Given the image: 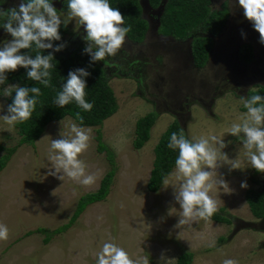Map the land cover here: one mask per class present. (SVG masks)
Here are the masks:
<instances>
[{
  "label": "rangeland",
  "instance_id": "1",
  "mask_svg": "<svg viewBox=\"0 0 264 264\" xmlns=\"http://www.w3.org/2000/svg\"><path fill=\"white\" fill-rule=\"evenodd\" d=\"M20 2L0 0V7L7 9ZM51 2L67 22L62 23L67 33L54 43L65 44L62 53L85 48L84 27L70 19L68 11L58 10L59 0ZM223 3L227 20L213 38L201 68L192 65L189 36L174 39L157 33L161 7L152 9L146 0H140L148 24L142 41L126 38L118 53L105 61L90 62L89 56L86 65L103 68L116 103L115 112L99 127L101 141L114 154L115 171L108 192L100 201L87 204L64 231L50 233L47 242L44 234L32 232L37 227L50 232L68 223L79 197L95 191L109 169L104 152L96 148V127L82 126L91 130V139L79 159L87 165V173L95 174V182L86 186L67 176L62 181L49 175L51 141L60 138L61 132L67 134L75 123L69 116L49 122L33 145H18L0 169V223L9 229L8 239L0 240V264H96L106 241L115 242L133 258H148L150 264H175L184 251L193 254L190 264H222L225 259L264 264V197L260 218L252 216L244 200L248 188L264 192V173L249 165L244 134L227 133L246 113L243 105L248 91L264 85V44L238 0H210V7L219 9ZM10 39L0 27V47ZM244 43L252 47L249 63L237 57ZM14 84L0 91V145L4 148L15 146L19 138L16 127L2 119L8 114L5 89L12 93ZM151 111L156 115L149 138L135 149L134 122ZM173 120L186 137L221 136L227 144L221 151L240 164L241 168L231 170L227 163L217 167L213 179L222 177L228 187L214 186L209 192L217 201L216 212L229 218V223L196 219L177 227L181 210L174 187L162 183L155 192L146 189L153 146ZM175 170L174 165L166 176L170 183H177ZM245 181L247 187H241ZM213 242L215 246L209 247Z\"/></svg>",
  "mask_w": 264,
  "mask_h": 264
},
{
  "label": "clouds",
  "instance_id": "2",
  "mask_svg": "<svg viewBox=\"0 0 264 264\" xmlns=\"http://www.w3.org/2000/svg\"><path fill=\"white\" fill-rule=\"evenodd\" d=\"M244 10V16L259 33V42L264 44V0H238ZM68 16L83 26L87 42L84 52L90 55V62L105 61L107 56H115L123 46L126 35L131 31L125 27L124 16L117 8L110 6L108 0H68ZM66 25L51 0H21L17 6L7 9L0 7V26L10 34L11 39L3 42L0 47V85L7 80L6 73L16 71L18 67L27 69L29 80L39 82L45 87L50 85V69L53 53L42 54L44 50L61 51L65 44L53 46L52 41L61 40L59 28ZM242 36L246 34L242 31ZM33 45L35 46L33 48ZM22 49L35 51L34 58L29 54H21ZM90 72L85 68L71 70L68 73L62 90L58 92L54 103L63 108L72 101L84 111H91L93 104L85 99L86 80ZM30 93L32 95H30ZM5 96L11 95L5 89ZM41 95L39 87L17 86L13 102L8 105L6 115L2 119L8 125L23 122L31 118ZM247 110L240 117V122L233 123L227 133L240 137L243 133V147L247 150L248 163L258 172L264 173V96L252 95L244 98ZM76 117L83 124L79 112ZM90 129L75 123L70 131L60 133V138L52 139L48 160L51 162L49 175L60 180L67 176L83 185L95 182V174L86 172L87 165L79 159L86 151L90 142ZM218 145L214 147L213 145ZM169 149L178 150L175 160L177 183H170L165 177V187H174V199L179 204V221L177 227L196 219L208 220L218 210L217 201L209 194L214 186L227 188L228 184L222 177L213 179L217 167L224 163L231 169L241 168L240 164L230 160L221 149L227 147L221 136L186 137L183 130L172 132L167 144ZM54 169V171H53ZM211 169V170H207ZM62 173V174H61ZM241 187H247L242 182ZM171 214V213H170ZM9 229L0 223V240H7ZM215 243L209 244L214 247ZM163 259V255H162ZM96 264H150L146 257L133 258L115 242L106 241L97 253ZM222 264H238L234 259H225Z\"/></svg>",
  "mask_w": 264,
  "mask_h": 264
},
{
  "label": "trees",
  "instance_id": "3",
  "mask_svg": "<svg viewBox=\"0 0 264 264\" xmlns=\"http://www.w3.org/2000/svg\"><path fill=\"white\" fill-rule=\"evenodd\" d=\"M24 2H27V0H24ZM108 2L113 8L119 9L124 16L123 26L131 28L126 38L135 43L142 41L148 24L145 18L142 17L140 0H108ZM146 2L152 9L161 7L157 33L174 39H182L189 36L191 38L189 47L192 65L195 68L204 66L213 45V38L222 32L227 20L228 11L225 8V4L223 3L219 9H212L210 7V0H146ZM58 10L62 12L69 11L68 0H59ZM59 32L61 37H63L67 33V27L61 24ZM52 43L55 48L56 44L54 41ZM83 50V47L69 48L67 52L63 53L62 50L59 53H56L53 49L44 50L42 54L47 55L49 52H52L54 56L51 61L54 67L49 70L50 85L48 87L39 82L29 80L27 69L23 67L18 68L16 71L7 72V80L3 85H0V91L10 82L15 83L16 87L26 86L30 88L36 86L41 89V95L37 97V104L31 118L14 124L19 136L16 145L9 148H4L0 145V150L5 152L0 155V169L5 165L9 156L18 145H33V142L40 136L44 127L49 122L60 120L65 116L71 117L80 126L96 127L94 136L96 148L99 152H104L109 164V169L101 177L97 189L79 197L68 223L50 232L42 227H37L32 231L44 234V242L48 241L50 233L64 231L87 204L103 199L108 192L109 184L115 171L113 151L101 141L99 131L102 121L115 112V99L107 83L103 68L95 64L86 65L89 54ZM20 51L21 54H29L33 58L36 54L35 51H31L30 49H22ZM237 57L243 63L252 61L253 53L251 45L249 43L241 44L238 48ZM78 68H85L90 72V75L84 79L86 80L85 99L87 102L93 104L91 111L82 110L75 101L70 102L63 108L58 107L54 103L55 97L62 90V85L66 82L69 71ZM257 94L264 96V85H260L255 90L248 91L247 95L250 97ZM30 95L32 94L30 93ZM14 96L15 91L7 98V106L13 102ZM77 112L83 117L82 125L76 117ZM155 115V112L151 111L135 120L133 128L134 138L132 140V146L135 149L142 147L148 140ZM180 130L181 128L177 121L173 120L160 134L153 146V159L146 182V189L149 192H155L160 188L164 178L175 165L178 150L169 149L167 144L171 133L179 132ZM263 197V191L252 188L246 189L244 193V200L250 213L255 218H260L263 215ZM209 219L218 223H229L230 221L229 218L217 212ZM192 256L191 252L184 251L177 256L175 264H190Z\"/></svg>",
  "mask_w": 264,
  "mask_h": 264
},
{
  "label": "flooded vegetation",
  "instance_id": "4",
  "mask_svg": "<svg viewBox=\"0 0 264 264\" xmlns=\"http://www.w3.org/2000/svg\"><path fill=\"white\" fill-rule=\"evenodd\" d=\"M0 27H2V26H0ZM90 56V55H89ZM262 191V190H261ZM264 193V192H263Z\"/></svg>",
  "mask_w": 264,
  "mask_h": 264
}]
</instances>
